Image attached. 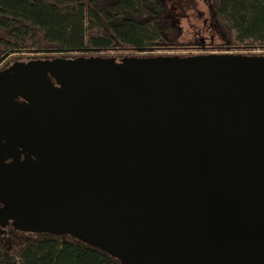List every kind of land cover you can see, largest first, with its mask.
<instances>
[{"label": "water", "instance_id": "95a60500", "mask_svg": "<svg viewBox=\"0 0 264 264\" xmlns=\"http://www.w3.org/2000/svg\"><path fill=\"white\" fill-rule=\"evenodd\" d=\"M18 68L0 73L28 102L0 99L1 229L123 264H264V54L59 56L9 83Z\"/></svg>", "mask_w": 264, "mask_h": 264}, {"label": "trees", "instance_id": "16d2710c", "mask_svg": "<svg viewBox=\"0 0 264 264\" xmlns=\"http://www.w3.org/2000/svg\"><path fill=\"white\" fill-rule=\"evenodd\" d=\"M205 1L222 37L209 48L264 51V0ZM167 12L163 0H0V66L22 55L147 57L204 46L175 43ZM40 235L0 244V264H123L71 235Z\"/></svg>", "mask_w": 264, "mask_h": 264}, {"label": "rangeland", "instance_id": "374dc122", "mask_svg": "<svg viewBox=\"0 0 264 264\" xmlns=\"http://www.w3.org/2000/svg\"><path fill=\"white\" fill-rule=\"evenodd\" d=\"M167 4V14L171 19L174 29L171 30L170 37L175 43L194 41L200 43L205 41L203 47L197 49H188L180 51L174 49H158L154 52L156 55H202L229 52L232 54L258 55L264 54L261 50H219L209 47L220 43L221 34L214 22L213 14L208 3L205 0H163ZM213 43V44H212ZM40 233H26L13 227L0 228V244L7 249L17 248L24 240L40 237Z\"/></svg>", "mask_w": 264, "mask_h": 264}, {"label": "flooded vegetation", "instance_id": "af4514ba", "mask_svg": "<svg viewBox=\"0 0 264 264\" xmlns=\"http://www.w3.org/2000/svg\"><path fill=\"white\" fill-rule=\"evenodd\" d=\"M202 45H205V41L201 40ZM203 47H194L191 49H199ZM59 56L57 55H22V56H16L8 61H6L4 64L0 66V73L12 66L16 67L19 66V68L16 70V73L11 76L9 79V83L12 84V81L17 82L18 85L21 84V79L26 76V72L22 71V67L26 64H29L32 61H45V60H54ZM69 58H74L77 56H64ZM25 74V75H24ZM49 79L51 82L56 86L61 88L62 90H65V85L63 83V78L59 77L56 78L55 76H51L48 74ZM68 78V77H67ZM65 79V78H64ZM10 88V89H9ZM12 97L14 99H17V101L21 104L27 105L28 102L26 99L23 98V96L15 95L13 96V90L12 87L7 83L4 82L0 84V99L8 100ZM5 153L3 151L0 152V157H2ZM6 155V154H5ZM21 159H24V154H22ZM12 161V158H9L6 160L7 163H10Z\"/></svg>", "mask_w": 264, "mask_h": 264}, {"label": "built area", "instance_id": "2783aa9c", "mask_svg": "<svg viewBox=\"0 0 264 264\" xmlns=\"http://www.w3.org/2000/svg\"><path fill=\"white\" fill-rule=\"evenodd\" d=\"M225 53H229V52H225Z\"/></svg>", "mask_w": 264, "mask_h": 264}]
</instances>
